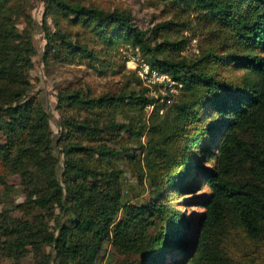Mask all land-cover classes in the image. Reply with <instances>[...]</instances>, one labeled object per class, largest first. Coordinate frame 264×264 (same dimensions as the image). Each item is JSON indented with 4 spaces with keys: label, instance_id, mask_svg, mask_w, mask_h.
I'll list each match as a JSON object with an SVG mask.
<instances>
[{
    "label": "trees",
    "instance_id": "1",
    "mask_svg": "<svg viewBox=\"0 0 264 264\" xmlns=\"http://www.w3.org/2000/svg\"><path fill=\"white\" fill-rule=\"evenodd\" d=\"M39 1L42 63L124 71L123 85L60 90L54 138L29 80L30 0H0V185L17 175L23 194L0 250L29 247L33 264H264V0H148L166 16L149 30L96 0ZM119 49L179 93L115 68Z\"/></svg>",
    "mask_w": 264,
    "mask_h": 264
},
{
    "label": "rangeland",
    "instance_id": "2",
    "mask_svg": "<svg viewBox=\"0 0 264 264\" xmlns=\"http://www.w3.org/2000/svg\"><path fill=\"white\" fill-rule=\"evenodd\" d=\"M148 0H96V4H100L105 9L113 10L120 9L131 13L134 18L135 24L142 30H149L154 24L160 22L166 18L159 7H152L148 5ZM28 11L33 20V32L32 38L36 46L37 54L32 57L33 68L29 72V80L31 83L32 92L36 94L42 101L47 113L49 114L50 125L52 128L54 138L57 137L58 124L60 120V114L56 111L57 93L66 87H77L84 90L91 91L92 94H98L103 92H117L123 85L122 75L124 71L116 75H106L104 77L98 76L87 65H60L54 68L46 67L42 63V53L44 50V30H43V3L39 0H30L28 4ZM165 17V18H164ZM49 24V22H47ZM23 24H19V28H22ZM186 34V33H185ZM149 38H152V33H148ZM189 36V34H188ZM199 38L197 35L190 37L189 44L182 52L187 58H194L198 53ZM124 48L123 50H125ZM130 52V50L126 51ZM125 52L111 51L108 54V60L114 62L115 68H117L121 61H124L125 71L129 73L135 72V63L127 60V54ZM169 91L175 97L179 90L172 85ZM162 94H166L165 90H161ZM128 135L124 134L122 142L126 143ZM2 140L0 139V143ZM127 146H130L128 143ZM123 163V162H122ZM132 173L125 171L124 176L128 177L131 182L136 180L133 178ZM4 185H0V222L8 216L19 215L18 211L9 210L13 202L18 203L23 200V194L20 191V179L17 175H10L5 180ZM127 186V185H126ZM137 191V190H136ZM134 191V192H136ZM130 194V193H129ZM178 200H181L180 196H177ZM181 203H178V205ZM181 210H184L187 214L194 212H200L196 203L189 202L185 205H180ZM4 235L0 232V241L4 240ZM106 251H111L110 246H106ZM33 253L29 247L19 250L18 256H12L5 250H0V264H33Z\"/></svg>",
    "mask_w": 264,
    "mask_h": 264
},
{
    "label": "built area",
    "instance_id": "3",
    "mask_svg": "<svg viewBox=\"0 0 264 264\" xmlns=\"http://www.w3.org/2000/svg\"><path fill=\"white\" fill-rule=\"evenodd\" d=\"M125 53L127 54V60L129 59L135 63L134 71L144 85L157 86L159 91L171 87L170 85L173 83L171 78L167 74L160 73L158 70L152 68L146 60L141 58L137 50Z\"/></svg>",
    "mask_w": 264,
    "mask_h": 264
}]
</instances>
